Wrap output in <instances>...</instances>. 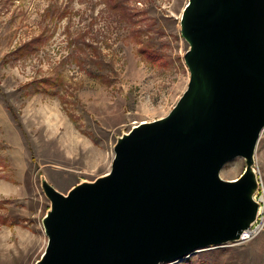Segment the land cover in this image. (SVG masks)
Returning a JSON list of instances; mask_svg holds the SVG:
<instances>
[{"label": "rangeland", "instance_id": "obj_1", "mask_svg": "<svg viewBox=\"0 0 264 264\" xmlns=\"http://www.w3.org/2000/svg\"><path fill=\"white\" fill-rule=\"evenodd\" d=\"M187 2L138 0L126 20L103 0H0V264H36L45 251L43 178L67 194L107 174L119 137L176 106L190 80ZM41 34L35 53L16 54ZM43 77L57 87L41 91ZM255 163L264 184V132ZM245 166L237 158L220 176L235 180ZM175 264H264V230Z\"/></svg>", "mask_w": 264, "mask_h": 264}, {"label": "water", "instance_id": "obj_2", "mask_svg": "<svg viewBox=\"0 0 264 264\" xmlns=\"http://www.w3.org/2000/svg\"><path fill=\"white\" fill-rule=\"evenodd\" d=\"M187 90L164 118L117 139L111 170L67 194L45 178L36 264H175L239 243L256 222L264 132V0H188ZM245 160L235 180L220 174Z\"/></svg>", "mask_w": 264, "mask_h": 264}, {"label": "trees", "instance_id": "obj_3", "mask_svg": "<svg viewBox=\"0 0 264 264\" xmlns=\"http://www.w3.org/2000/svg\"><path fill=\"white\" fill-rule=\"evenodd\" d=\"M105 3L109 6L110 10L112 13H115V15H122L123 18L127 19H133L135 17L134 11L129 8V6L138 0H103ZM134 5V4H133ZM44 38V34L39 35L37 38H34L18 48L15 52L16 54L20 55L21 57L23 56H29L30 54L35 53L36 47H39L40 44L42 43V39ZM85 45V43L80 42L79 40H73L71 43V48L74 50H79L80 47ZM39 84V88L43 92H51V89H54L57 87L56 83L54 82L55 80L52 79V77H43L37 80ZM36 81V82H37ZM34 82V83H36ZM0 225H7V220L5 218H0Z\"/></svg>", "mask_w": 264, "mask_h": 264}, {"label": "built area", "instance_id": "obj_4", "mask_svg": "<svg viewBox=\"0 0 264 264\" xmlns=\"http://www.w3.org/2000/svg\"><path fill=\"white\" fill-rule=\"evenodd\" d=\"M260 190L254 197V200L260 204L259 213L256 222L252 227L242 235L240 243H247L256 238L264 230V184L259 176Z\"/></svg>", "mask_w": 264, "mask_h": 264}]
</instances>
